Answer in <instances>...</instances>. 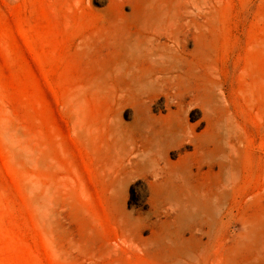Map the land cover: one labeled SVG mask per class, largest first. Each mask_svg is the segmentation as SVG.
I'll list each match as a JSON object with an SVG mask.
<instances>
[{
	"label": "rangeland",
	"instance_id": "obj_1",
	"mask_svg": "<svg viewBox=\"0 0 264 264\" xmlns=\"http://www.w3.org/2000/svg\"><path fill=\"white\" fill-rule=\"evenodd\" d=\"M0 264H264V0H0Z\"/></svg>",
	"mask_w": 264,
	"mask_h": 264
},
{
	"label": "bare ground",
	"instance_id": "obj_2",
	"mask_svg": "<svg viewBox=\"0 0 264 264\" xmlns=\"http://www.w3.org/2000/svg\"><path fill=\"white\" fill-rule=\"evenodd\" d=\"M154 48V45H153ZM168 71L165 75L159 76L158 79L155 80L160 89L165 92V95L168 98V107H169V115H174L175 111L172 109V105L179 107L182 102H174L175 99H179V91L176 86L177 75L173 73H169ZM171 143H169V147H180L187 142H195V140L199 137L194 130V125L189 122H176L171 124ZM193 144V143H192ZM197 149V145H195ZM163 161V162H162ZM170 163L169 159H166L164 156L158 157L156 160H153V168L156 175L163 174L166 171V166Z\"/></svg>",
	"mask_w": 264,
	"mask_h": 264
}]
</instances>
